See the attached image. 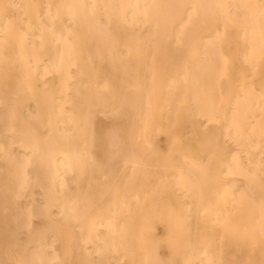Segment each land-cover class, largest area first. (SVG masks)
Instances as JSON below:
<instances>
[{
    "label": "bare ground",
    "instance_id": "1",
    "mask_svg": "<svg viewBox=\"0 0 264 264\" xmlns=\"http://www.w3.org/2000/svg\"><path fill=\"white\" fill-rule=\"evenodd\" d=\"M0 159V264H264V0H0Z\"/></svg>",
    "mask_w": 264,
    "mask_h": 264
},
{
    "label": "rangeland",
    "instance_id": "2",
    "mask_svg": "<svg viewBox=\"0 0 264 264\" xmlns=\"http://www.w3.org/2000/svg\"><path fill=\"white\" fill-rule=\"evenodd\" d=\"M16 4H17V2H15L14 5H16ZM18 8H19V5H17V12H19V13L22 12L21 9L20 8L18 9ZM15 152H16V154L20 155L21 157L24 156V153L21 150L16 149ZM0 162H1V159H0ZM0 176L1 177L3 176L1 169H0ZM239 184H241V183H239ZM34 199L35 200H38L39 201V202L37 201L38 203H42V197H41V193H40L39 189H36ZM30 203H31V201L24 200L23 201V206L26 207V208L27 207L30 208L31 207L30 206L31 205ZM18 237H19V243L20 244L25 243V241H26V239H25V232H23V231L21 232L20 231V233H18ZM164 252H165V250H164ZM155 256H156V253L155 252H151L150 258H151V261L153 262V264L155 263ZM70 263L71 264H75L74 257L71 258ZM107 264H112V263H111V261H109Z\"/></svg>",
    "mask_w": 264,
    "mask_h": 264
}]
</instances>
